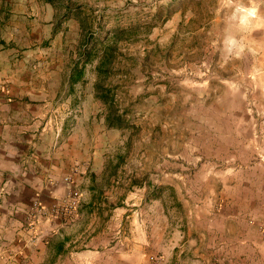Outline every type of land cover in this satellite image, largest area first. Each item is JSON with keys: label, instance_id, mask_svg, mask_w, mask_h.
Here are the masks:
<instances>
[{"label": "rangeland", "instance_id": "374dc122", "mask_svg": "<svg viewBox=\"0 0 264 264\" xmlns=\"http://www.w3.org/2000/svg\"><path fill=\"white\" fill-rule=\"evenodd\" d=\"M78 1L104 10L106 28L143 24L123 45L132 73L114 79L132 126L91 128L92 151L125 160L110 183L91 179L103 204L83 207L81 224L102 245L133 237V264H264V0ZM27 3L6 25L20 46L13 70L52 86L68 72L78 25L65 20L53 36L49 5ZM86 76L83 90L91 67Z\"/></svg>", "mask_w": 264, "mask_h": 264}, {"label": "crops", "instance_id": "0c3cea01", "mask_svg": "<svg viewBox=\"0 0 264 264\" xmlns=\"http://www.w3.org/2000/svg\"><path fill=\"white\" fill-rule=\"evenodd\" d=\"M27 2L0 0V264H133V237H110L102 245L103 233L81 224L83 207L103 204L97 200L102 188L91 189V179L107 175L106 158L91 146V128L103 120L81 101H94L93 81L83 90L85 73L70 89L68 74L53 76L52 86L43 76L39 86L37 76L13 70L16 27L6 36V25L25 18ZM44 3L51 19L52 6ZM68 176L81 192L72 219L54 214L66 199Z\"/></svg>", "mask_w": 264, "mask_h": 264}, {"label": "trees", "instance_id": "16d2710c", "mask_svg": "<svg viewBox=\"0 0 264 264\" xmlns=\"http://www.w3.org/2000/svg\"><path fill=\"white\" fill-rule=\"evenodd\" d=\"M53 8L55 21L52 35L60 31V25L69 19H74L78 25L75 49L69 51L68 82L72 84L85 81V73L92 68L95 75L92 88L93 97L103 107V123L107 129H122L132 126V111L129 105H123L118 96L122 83L115 77H123L132 73L128 65L134 64L136 59L128 55L123 45L138 38L142 23L116 24L106 28L109 22L104 10H95L92 6L78 0H42ZM8 15L4 16L6 20ZM3 21V19H2ZM147 24V22H145ZM151 27L153 22L148 23ZM0 42H2L0 40ZM124 155L118 154L115 161L108 160L107 182L118 178V172L124 162ZM141 180V179H140ZM141 185L136 177L130 179L129 185ZM150 193V192H149ZM155 195V194H153ZM97 199H99L97 197Z\"/></svg>", "mask_w": 264, "mask_h": 264}, {"label": "built area", "instance_id": "2783aa9c", "mask_svg": "<svg viewBox=\"0 0 264 264\" xmlns=\"http://www.w3.org/2000/svg\"><path fill=\"white\" fill-rule=\"evenodd\" d=\"M64 181L67 183V194L66 199L60 207H56L54 214H59L60 216H65L66 219H72L77 215V209L80 202V192L75 186V182L72 177H65ZM35 208L39 209L38 204H35ZM58 211H57V210Z\"/></svg>", "mask_w": 264, "mask_h": 264}]
</instances>
